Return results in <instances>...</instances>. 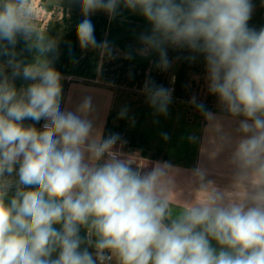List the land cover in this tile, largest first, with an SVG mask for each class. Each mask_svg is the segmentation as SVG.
<instances>
[{
    "label": "clouds",
    "instance_id": "obj_1",
    "mask_svg": "<svg viewBox=\"0 0 264 264\" xmlns=\"http://www.w3.org/2000/svg\"><path fill=\"white\" fill-rule=\"evenodd\" d=\"M80 3L81 48L110 54L97 44L90 15L115 17L123 4L151 25L141 40L144 51L158 52L159 66L169 65L168 44L204 55L210 94L226 113L243 117L232 160L255 177L253 190L227 199L202 184L196 202L173 216L170 166L133 168L113 150L117 135L95 136L90 120L62 111L61 76L51 60L25 63L16 50L22 38L44 56L55 41L28 43L36 33L32 0H0V56L7 58L0 63V264H264V27L249 26L252 0ZM19 77L30 83L17 88ZM147 91L166 112L169 91ZM90 109L86 97L80 112ZM195 174L203 180L200 169Z\"/></svg>",
    "mask_w": 264,
    "mask_h": 264
},
{
    "label": "crops",
    "instance_id": "obj_2",
    "mask_svg": "<svg viewBox=\"0 0 264 264\" xmlns=\"http://www.w3.org/2000/svg\"><path fill=\"white\" fill-rule=\"evenodd\" d=\"M252 3L254 11L248 23L259 30L264 27V0ZM32 5L36 33L28 43H38L36 37L43 36L55 41V51L41 56L36 47L29 49L20 38L18 58L25 63L45 57L51 60L61 76V110L90 120L95 136L107 139L117 135L113 150L133 168L146 172L158 164L170 166L166 195L173 216L196 202L202 184L227 199L243 198L253 190L255 177L241 174L232 160L235 143L242 136L237 129L243 117L226 113L210 94L202 53L168 44L169 65L159 66L158 52L144 51L147 46L141 40L151 34V25L123 4L115 17L102 10L90 15L97 44H106L110 54L99 47L81 48L77 28L85 17L80 0H32ZM6 59L0 56V63ZM7 71L10 74L11 69ZM28 83L22 77L15 79L17 88ZM148 87L169 91L166 112L151 103ZM86 97L91 98V109L81 113ZM201 104L211 116L198 107ZM35 126L41 128L42 120ZM196 169L201 170L202 181ZM80 235H85L84 229ZM111 264H116L115 260Z\"/></svg>",
    "mask_w": 264,
    "mask_h": 264
},
{
    "label": "built area",
    "instance_id": "obj_3",
    "mask_svg": "<svg viewBox=\"0 0 264 264\" xmlns=\"http://www.w3.org/2000/svg\"><path fill=\"white\" fill-rule=\"evenodd\" d=\"M44 122H45V121L42 120V125H43ZM118 154H119V153H118ZM119 155H120V154H119Z\"/></svg>",
    "mask_w": 264,
    "mask_h": 264
},
{
    "label": "trees",
    "instance_id": "obj_4",
    "mask_svg": "<svg viewBox=\"0 0 264 264\" xmlns=\"http://www.w3.org/2000/svg\"><path fill=\"white\" fill-rule=\"evenodd\" d=\"M202 110V109H201ZM206 109L202 110L203 112H205ZM207 111V110H206Z\"/></svg>",
    "mask_w": 264,
    "mask_h": 264
}]
</instances>
